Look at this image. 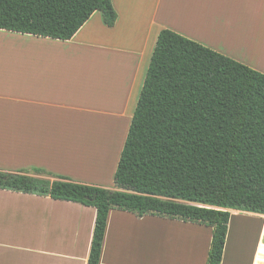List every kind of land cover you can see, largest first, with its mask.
I'll use <instances>...</instances> for the list:
<instances>
[{
	"label": "crops",
	"instance_id": "obj_1",
	"mask_svg": "<svg viewBox=\"0 0 264 264\" xmlns=\"http://www.w3.org/2000/svg\"><path fill=\"white\" fill-rule=\"evenodd\" d=\"M112 2L114 26L95 11L69 40L0 29V169L45 168L115 187L163 29L264 73V0ZM113 127L115 147L104 131ZM111 149L115 159L81 162L110 157ZM242 214L231 210L230 220ZM96 215L93 206L0 188V264H88ZM228 232L221 264H264L260 238L251 260L241 246L230 260ZM211 242L210 226L112 209L100 264H207Z\"/></svg>",
	"mask_w": 264,
	"mask_h": 264
},
{
	"label": "trees",
	"instance_id": "obj_2",
	"mask_svg": "<svg viewBox=\"0 0 264 264\" xmlns=\"http://www.w3.org/2000/svg\"><path fill=\"white\" fill-rule=\"evenodd\" d=\"M112 0H0V29L69 40ZM115 187L45 168L0 169V188L97 210L88 264H100L109 212L212 227L221 264L231 210L264 215V73L161 30L114 176Z\"/></svg>",
	"mask_w": 264,
	"mask_h": 264
},
{
	"label": "rangeland",
	"instance_id": "obj_3",
	"mask_svg": "<svg viewBox=\"0 0 264 264\" xmlns=\"http://www.w3.org/2000/svg\"><path fill=\"white\" fill-rule=\"evenodd\" d=\"M104 131L110 136L115 147L117 142H119V139L115 138L117 129L113 127L110 130L105 129ZM113 152L111 149L110 157H105V159H108V161L109 158L115 159V155L112 154ZM105 159H102V161ZM243 213H245V216L244 214H242L241 216L235 215L230 220L228 232L229 250L227 252V256L231 260L232 255L236 256L235 252L237 251V247L241 246L239 254L241 253V256L245 257V259L243 260L245 262H248V260H251L252 258L251 255L253 251V246L256 245L259 238L261 239V242H264V219L259 214L249 212ZM260 252L261 254L259 256V259H262L264 262V243L262 244Z\"/></svg>",
	"mask_w": 264,
	"mask_h": 264
},
{
	"label": "bare ground",
	"instance_id": "obj_4",
	"mask_svg": "<svg viewBox=\"0 0 264 264\" xmlns=\"http://www.w3.org/2000/svg\"><path fill=\"white\" fill-rule=\"evenodd\" d=\"M96 139H97L98 143H97V141L95 142V145H96V146L94 145V148L97 147V148H99V150H98V149H94V150H93V154L95 153V151H97V155H99L98 152H100L101 145H100V142H99L98 136H97V138H95V140H96ZM96 143L99 144L100 147H99ZM85 155H86V153H85ZM87 155H88V154H87ZM92 158H93V160L95 159L96 161H99V163L101 162L102 159H105V157H97V156H94V157H89V156H86V157H80L81 162L84 163V164H87V162H89V163L92 162V163H93ZM94 162H95V161H94ZM102 162H103V161H102ZM92 163H91V164H92ZM96 164H97V162H96ZM96 164H95V165H91V166H93V167L99 166L98 164H97V165H96ZM89 166H90V165H89Z\"/></svg>",
	"mask_w": 264,
	"mask_h": 264
},
{
	"label": "built area",
	"instance_id": "obj_5",
	"mask_svg": "<svg viewBox=\"0 0 264 264\" xmlns=\"http://www.w3.org/2000/svg\"><path fill=\"white\" fill-rule=\"evenodd\" d=\"M259 264H263V263L260 262Z\"/></svg>",
	"mask_w": 264,
	"mask_h": 264
}]
</instances>
